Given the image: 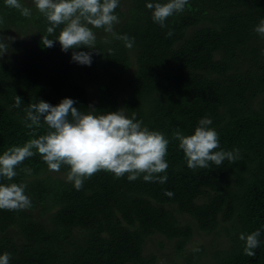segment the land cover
Instances as JSON below:
<instances>
[{
	"label": "trees",
	"instance_id": "trees-1",
	"mask_svg": "<svg viewBox=\"0 0 264 264\" xmlns=\"http://www.w3.org/2000/svg\"><path fill=\"white\" fill-rule=\"evenodd\" d=\"M158 2L167 0H119L115 35L93 29L94 49L64 52L58 41L42 44L50 24L33 0H20L29 17L0 0V37H14L0 55V155L46 133V125L24 123V109L41 100L56 106L70 98L96 115L135 112L169 139L163 184L99 171L76 190L68 166L49 171L39 154L12 180L0 177L25 184L31 200L25 210H0V255L10 253L9 264H165L144 252L157 234L173 243L168 264H264V38L254 32L264 0H189L164 28L146 8ZM123 35L134 38L131 48L116 38ZM73 51L90 52L91 65L74 62ZM205 117L219 136L215 151L239 150L235 163L187 167L172 134H194ZM256 230L260 247L248 257L239 236ZM195 232L213 238L190 246Z\"/></svg>",
	"mask_w": 264,
	"mask_h": 264
},
{
	"label": "clouds",
	"instance_id": "clouds-1",
	"mask_svg": "<svg viewBox=\"0 0 264 264\" xmlns=\"http://www.w3.org/2000/svg\"><path fill=\"white\" fill-rule=\"evenodd\" d=\"M36 9L43 14L48 23L47 34L42 36V44L51 48L58 41L64 52L70 49L87 47L95 48L96 35L93 29H103L115 35L114 25L119 23L115 10L119 0H33ZM189 0H167L165 3H147L146 8L152 12V20L161 28L166 27L165 21L174 14L185 10ZM5 5L20 11L29 17L31 11L24 7L20 0H5ZM2 23V19H0ZM63 25L55 39H49L55 30ZM254 32L264 38V19L254 28ZM172 32L166 33L171 36ZM131 48L134 38L127 35L116 36ZM14 40V37H0V55L7 52L8 45L3 41ZM107 42V41H106ZM111 51V50H109ZM264 54V52H262ZM72 60L81 65H91L90 52L73 51ZM73 99L64 98L53 106L43 100L30 104L24 109L25 127L38 129L47 126V131L38 138L28 140L23 146H13L0 155V177L12 180L17 172L15 169L27 158L39 154L47 164L48 170L59 172L62 166H68L67 180L73 183L76 190L83 187L84 181L99 171L114 174L119 179L127 174L129 181L141 175L145 182L167 181L168 163L165 160L169 139L162 132L150 131L136 119L133 112L131 118L123 110L96 115L95 109L81 112L73 105ZM21 98L15 97L14 108H19ZM212 120L202 118L192 135H183L179 130L172 138L179 141V149L184 153L187 167L208 168L209 162L220 166L225 160L235 163L239 150L215 151L220 147L218 133L211 127ZM35 136V131L32 132ZM35 150V151H33ZM24 171L31 175L32 169ZM25 184H0V210L20 211L31 207V200L25 194ZM172 197L174 193L165 191ZM260 230L239 239L244 241V255L255 256V249L260 247ZM199 251V249H194ZM11 254L0 255V264H9Z\"/></svg>",
	"mask_w": 264,
	"mask_h": 264
},
{
	"label": "rangeland",
	"instance_id": "rangeland-1",
	"mask_svg": "<svg viewBox=\"0 0 264 264\" xmlns=\"http://www.w3.org/2000/svg\"><path fill=\"white\" fill-rule=\"evenodd\" d=\"M213 237L210 235H205L203 233L195 232L194 236L189 243V245H196L200 243H207L209 242ZM173 243L170 240L165 239L161 235H154L148 238L144 252L145 253H153L158 257V260L160 263L168 264L171 260L175 261L173 259Z\"/></svg>",
	"mask_w": 264,
	"mask_h": 264
}]
</instances>
